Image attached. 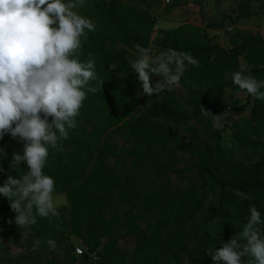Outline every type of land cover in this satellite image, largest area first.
I'll use <instances>...</instances> for the list:
<instances>
[{"label":"trees","instance_id":"16d2710c","mask_svg":"<svg viewBox=\"0 0 264 264\" xmlns=\"http://www.w3.org/2000/svg\"><path fill=\"white\" fill-rule=\"evenodd\" d=\"M153 1L158 0H85L84 5H90L83 16L96 22V30L88 32L80 59L84 61L92 53L104 83L100 91L88 94L77 127L62 142L63 150L50 155V167L44 169L55 180V192L67 195L71 205L69 218L61 213L59 217H37L31 233L26 234L15 223L10 201L0 195V218L13 220L0 231V240L17 241L24 234L31 245L36 238H51L56 241V248L65 252L69 264H117L124 257L118 245L123 233L136 238L133 253L139 254V264H184L183 259L188 264H212L206 249L219 248L239 233L251 206L264 217V100L255 99L251 119L237 126L239 145L250 149L256 157L254 161L232 157L223 163L221 131L214 127L211 116L201 114V108L213 115L221 110L226 90L237 87L231 75L240 70V58L247 61L251 76L264 80V38L236 33L234 46L226 49L213 43L207 34L201 43L185 42L177 35L178 30H171L160 47L165 52L174 49L186 53L196 58L200 66L186 67L182 82L188 94L181 103L174 91H164L150 96L151 106L138 115L142 87L129 58L130 51L136 52V44L149 48L152 43L156 26L151 11ZM252 15L248 3H241L238 17ZM201 128L215 140L214 146L199 148L190 142L181 143L180 131L196 136ZM125 130L130 131V138L120 149L111 138ZM0 149L6 153L0 155L3 186L8 176L22 175L26 165L22 163L17 170L11 167L13 153L22 154L23 142L19 138L5 135ZM178 152L198 158L196 169L203 180L201 186H192L185 194L142 188L128 170L127 159L131 158L139 168L160 177L169 172L184 174L186 170L178 169L173 161ZM207 187L217 194V203L203 210ZM236 190L249 198L241 199ZM153 210L165 214L163 228L171 225L166 239L158 232L147 235L139 222L145 212ZM201 210L205 228L200 237H192L193 227L188 225L195 224V213ZM215 220H219V238L213 236L210 226ZM71 236L85 245L84 255L75 254V246L68 241ZM3 248L0 242V249ZM47 249L48 245L42 243L36 251ZM78 257H82L80 262Z\"/></svg>","mask_w":264,"mask_h":264},{"label":"clouds","instance_id":"9594fccd","mask_svg":"<svg viewBox=\"0 0 264 264\" xmlns=\"http://www.w3.org/2000/svg\"><path fill=\"white\" fill-rule=\"evenodd\" d=\"M85 0H0V140L5 135L23 142L22 154L14 152L11 167L26 171L8 176L0 195L10 201L15 223L30 234L37 217H59L54 202L55 180L45 174L49 157L63 150V141L77 127V118L88 94L101 90L104 81L96 71L92 53L81 61L83 43L96 22L77 11ZM137 56L129 58L148 97L180 87L186 63L199 67L200 62L186 53L168 49L155 57L151 50L135 45ZM238 70L232 82L254 99L264 100V80ZM153 75L160 77L152 82ZM211 116L214 124L225 122V113ZM0 149V155H4ZM0 171H3L0 168ZM241 199L246 193L236 190ZM242 230L219 248L205 254L212 264H264V217L253 205ZM42 243L55 250L56 241L36 238L32 250ZM248 257V260L244 258Z\"/></svg>","mask_w":264,"mask_h":264},{"label":"rangeland","instance_id":"374dc122","mask_svg":"<svg viewBox=\"0 0 264 264\" xmlns=\"http://www.w3.org/2000/svg\"><path fill=\"white\" fill-rule=\"evenodd\" d=\"M247 2L253 15L251 18L240 19L239 7L241 3ZM90 4L84 5L77 9L79 14L83 15ZM264 0H158L152 2L151 11L155 17V32L152 37V43L149 46L151 55L153 57L164 53L165 51L160 47V42L171 30H178V36L185 42L201 43L204 35H209L213 43L220 44L222 47L228 49L234 46L232 39L236 33L241 35H260L264 38ZM130 56L136 58L137 52L130 51ZM240 70L245 69L246 75H250L247 61L243 58L239 59ZM186 67L188 66L187 62ZM183 78V77H182ZM256 78V77H255ZM161 78L153 75L152 82L155 83ZM257 79V78H256ZM258 80V79H257ZM175 92V97L181 103L182 99L187 96L188 91L185 90L182 79L180 87L172 90ZM140 106L136 114H140L145 109L151 106V97L139 92ZM255 99L248 95L245 91H241L238 86L235 88H228L222 100V108L216 115L225 113V122L220 126L214 127L221 131L222 146L224 152L221 159L224 162L234 157L238 160H245L247 162L256 160L250 149L241 147L236 138L238 129L237 126L244 122H248L252 116ZM181 143L190 142L194 146L202 147L205 145L214 146L215 140L201 128L196 136L179 132ZM130 138V131L125 130L121 134L115 135L111 138V142L122 149L128 144ZM178 169L186 170L184 174L177 175L169 172L163 176L146 172L144 167L136 166L131 158L127 159L128 170L130 174L135 175L140 182V186L148 188L152 191L171 190L173 192L179 191L185 194L192 186H201L203 180L197 173L196 166L198 158L190 154H183L178 152L177 156L173 158ZM207 187L204 191L207 199L204 204V209L212 208L217 203V194L209 190ZM54 202L58 208L59 213L64 214L69 218V211L71 209L70 202L65 193L54 192ZM203 210L195 213V224L193 227L192 237H200L203 226ZM218 219V218H217ZM165 214L153 210L151 213L145 212L140 218L139 222L147 235L158 232L159 236L166 239V232L171 225L163 228ZM13 220L10 217L0 218V231L10 226ZM193 222V221H191ZM211 230L214 237L219 238L217 231L219 230V220L211 222ZM163 228V229H162ZM118 245L123 250L124 257L120 259L117 264H139L141 261L137 260L139 254L133 253L136 247V238L128 237L123 233L120 234ZM27 236L22 234L16 241L11 238H2L0 242L4 245L0 249V264H49L51 260H59L61 264H69L67 255L62 250L55 248V250H39L33 251L32 244L26 241ZM71 246L85 247L81 240L71 236L69 238ZM103 245L107 244L104 239ZM72 253L74 251L72 250ZM76 254V251H75ZM131 255V258L126 256ZM125 258V259H124ZM80 262L82 257L77 258ZM96 261V260H95ZM184 264H188L187 259H183ZM51 264V263H50ZM97 264H102L98 262Z\"/></svg>","mask_w":264,"mask_h":264},{"label":"built area","instance_id":"2783aa9c","mask_svg":"<svg viewBox=\"0 0 264 264\" xmlns=\"http://www.w3.org/2000/svg\"><path fill=\"white\" fill-rule=\"evenodd\" d=\"M75 251H76L77 256H81V255H84L86 253L87 249H86V247L75 246Z\"/></svg>","mask_w":264,"mask_h":264}]
</instances>
